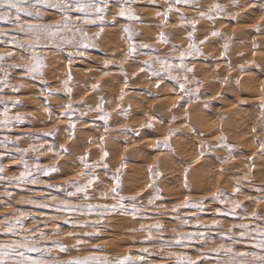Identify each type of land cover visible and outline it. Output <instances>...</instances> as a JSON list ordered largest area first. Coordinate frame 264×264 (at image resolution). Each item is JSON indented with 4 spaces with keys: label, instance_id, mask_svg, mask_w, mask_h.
Segmentation results:
<instances>
[{
    "label": "rangeland",
    "instance_id": "rangeland-1",
    "mask_svg": "<svg viewBox=\"0 0 264 264\" xmlns=\"http://www.w3.org/2000/svg\"><path fill=\"white\" fill-rule=\"evenodd\" d=\"M214 3L220 4L224 11H210ZM169 4L172 10L165 18L163 13ZM234 4L239 7H234ZM122 6L131 8L132 18L117 15ZM158 12L160 16H157ZM263 12L264 0H190L188 4H176L175 0H108L102 24L79 23L76 16L85 14L73 11L69 13L72 31L59 33L64 39L59 36L51 41L41 39L33 48L18 47V44L32 41L25 33L16 30V23L0 21V32L5 33L0 35V112L7 107L9 116L20 113L25 118L21 123L13 119L8 125H0V141L7 142L0 143V166L5 169L0 175L15 178L22 172L30 173L21 181L0 180V220L9 214L7 218L11 222L13 216L22 212L25 218L21 223L32 229L30 234L22 233L17 225V236L0 235V241L27 235L41 248V252L20 251L33 259L48 260L49 264H63L89 255L109 261L125 256L135 261L143 256L145 264H177V256H186L196 264H225L228 257L216 255L210 249L220 243H230L222 240L220 235L227 233L229 228L233 239L240 241L239 233L244 230L240 226L247 225L249 234L244 237V242L230 246L235 251L260 253V249L253 247L259 237L252 230L264 227V148L261 147L264 145ZM200 13L206 15L201 16ZM19 15L21 23L43 25L60 21L64 13L62 9L43 8L40 18L29 17L23 12ZM91 15L95 17V13ZM10 21H15V14ZM188 21L194 22L195 27ZM77 27L88 34L87 39L75 30ZM101 27L103 31L96 38L94 33ZM124 27L129 32H124ZM213 32L220 35L213 36ZM160 33H164L166 42H158ZM189 34L192 39H189ZM259 34L263 36L259 37ZM67 40L71 42L65 43ZM84 44L92 46L82 47ZM130 44L136 48L132 55L128 54ZM144 44L148 47H141ZM81 52L83 55L78 54ZM69 53L72 54L71 59ZM34 55L42 60L43 67L39 72L17 67L30 66ZM145 60L150 64L145 65ZM105 61L109 62L107 67ZM141 68L145 70L141 71ZM189 68L193 71L188 72ZM140 74L148 77L140 81ZM69 75L71 80H68ZM247 75L248 79L253 77V84L260 85L257 87L260 91L256 90L258 94L262 92L257 94L261 99L252 100V92L243 85ZM146 79H151V83ZM153 80L161 82L165 90H157L161 86ZM240 80L242 84L238 85ZM93 85L97 87L93 88ZM66 87L71 89L70 93L65 91ZM121 89L124 90L123 95ZM162 97L166 100L158 103ZM208 97H213V101ZM101 100L103 113L108 115L107 124L98 118L95 111ZM69 103L72 105L70 110L65 108ZM190 103L198 106L195 108ZM192 107L193 114L197 113L196 117L201 122L199 124L190 118ZM149 121L152 124L150 128L145 126ZM230 121L238 123L233 122L234 126ZM224 122L227 126H234H231L233 130L230 126L225 128ZM70 123L75 127L70 128ZM212 132H215V137L208 138ZM102 136L103 141L100 139ZM166 137L169 147L161 144L157 149V141ZM151 138L155 141L146 144L145 140ZM61 145L66 151H61ZM30 146L40 150L23 155L15 151L16 148ZM104 152H107L104 157L107 160L101 159ZM80 157H86L88 169L83 168ZM199 166L205 178L201 176L203 179L200 177L197 181L202 184L192 181L189 173H186L188 176L185 174V169L188 172L192 168L189 172L193 173L192 170ZM117 169H120L119 173ZM33 179L38 183L32 184L30 181ZM89 179L94 183L85 192L68 195L76 188L69 181L78 180L84 184ZM117 179L120 181L119 195L114 196L110 189L115 187ZM102 193L109 195L105 198ZM213 193L220 194V200L214 199ZM120 196L125 199L120 200ZM131 197L136 198L133 200ZM29 199L35 203L21 202ZM186 200L190 203L184 206ZM233 200L238 201L241 207L235 210V214H229ZM60 201H69L79 207L69 210ZM196 202L202 204L198 206ZM40 204L52 206L44 208L39 207ZM120 204H123L124 212H121ZM101 205L109 207L104 209ZM113 205L116 206L115 211L112 210ZM134 208L138 209L135 216L132 215ZM254 212L259 213L260 218H253ZM53 217L58 219L53 221ZM66 218L74 220L75 225L63 223ZM185 219L187 225L183 224ZM213 222L218 227H213ZM157 223L163 226L162 229L152 227ZM56 225L59 226V234L53 236L51 233ZM141 225H144L143 229ZM40 231L48 237L46 241L40 240ZM177 233L194 234L199 238L177 243ZM149 236L152 239H148ZM77 241L81 243L77 244ZM61 247H66L67 251H61ZM145 248L147 252L141 251Z\"/></svg>",
    "mask_w": 264,
    "mask_h": 264
},
{
    "label": "snow or ice",
    "instance_id": "snow-or-ice-1",
    "mask_svg": "<svg viewBox=\"0 0 264 264\" xmlns=\"http://www.w3.org/2000/svg\"><path fill=\"white\" fill-rule=\"evenodd\" d=\"M190 2V0H175L176 4H188ZM24 5H29L30 7L26 8L24 7ZM234 7H239L238 4H234ZM108 7V0H0V21H4V22H14L17 24V31L25 33L29 39L32 41L31 43L28 44H18V47L20 48H33L35 47L38 42L41 39H46V40H53L55 38H57L59 36V33L61 32H65V31H72V28L69 27V21L71 19V17L69 16V13L75 11L77 13H83L85 14L83 17L81 16H76V21H78L79 23H82L84 25L87 24H91V23H96V22H100L101 24L104 21V13L106 11ZM43 8H51V9H62L64 15L62 16L60 21H57L53 24H33V23H21L20 22V13L23 12L25 15L29 16V17H36V18H40L41 16V9ZM172 10V5L169 4V8L163 13L164 17L166 18L168 15V12ZM210 11H215L216 13H221L224 11V9L221 7L220 4L218 3H214L210 9ZM92 13H95V17L92 18ZM15 14V21H10V17ZM117 15L119 17H129L132 18L133 17V12L131 10V8H125V7H121L119 12L117 13ZM161 13H157V16H160ZM201 16H205V13H200ZM211 18V17H208ZM115 19V17L113 18ZM181 19H183V17H181ZM189 24H191V26L194 28L195 24L192 21H188ZM61 25H63V27H61ZM77 32H81L83 34V36L85 37V39H87L88 34L86 32L83 31L82 28L77 27L75 29ZM103 31V28L101 27L99 31H97L96 33H94V36L96 38H99V36L101 35ZM124 32H129V29L127 27L123 28ZM5 33L0 32V35H4ZM213 36H219L220 33L219 32H213L212 33ZM60 39H64L62 36H59ZM189 39H192L191 34H189ZM70 40L65 41V43H70ZM158 42H166L165 40V36L164 33H160V37ZM203 42V41H202ZM82 47H91V44H84L81 45ZM141 47L143 48H147L148 45L144 44L141 45ZM190 48L192 47V45L189 46ZM198 51V50H197ZM136 52V48L134 46H132L131 44L129 45V49H128V54L132 55ZM79 55H83V53H78ZM7 55H11V53H8ZM183 53L181 54V59L183 58ZM72 54L69 53V58L71 59ZM0 59H2V57H0ZM31 59L34 61L30 66H22V65H17V67H27L29 72H39V70L41 69V67H43L42 64V60L39 56H33L31 57ZM163 63V62H161ZM109 64L108 61H105V67H107ZM145 65H149L150 61L149 60H145L144 61ZM144 68H141V71H144ZM121 71L123 72V68L121 67ZM188 72L193 71L191 68L187 69ZM174 78V77H173ZM68 80H71V76H68ZM93 88H96L97 85H93ZM181 89H183L184 85L181 84L180 85ZM66 92L70 93V89H68L67 87L65 88ZM124 90L121 89V94L123 95ZM18 103V102H13ZM103 101L101 100V102L97 105V108L95 109V111H97L98 118L103 120L105 122V124H107V120H108V115L107 113H103ZM66 109H72V105L69 103L67 105H65ZM262 109H264V103H262ZM91 110V109H90ZM61 115H65L64 113H61ZM0 117H2V119H0V125H8L10 121H12L13 119L17 122V123H21L24 121V117L20 114V113H16V115L14 117L9 116L8 114V109L7 107H5L3 112H0ZM146 127H152L151 122H149L147 125H145ZM70 128H74L75 125L70 123L69 124ZM45 135H51V133H45ZM169 135H171V132L169 133ZM101 141H103L104 137L102 136ZM0 143H7L5 141H0ZM161 144H163V146L165 148L169 147L168 144V139L167 137L163 140V141H157V149H159V147L161 146ZM262 148H264V145H261ZM61 151H66V149L64 148V145L60 146ZM40 149L38 148H33V147H29L26 149H20V148H16L15 151L20 152L22 155L29 152V151H39ZM49 151H51V149H49ZM107 156V153L104 152L103 156H102V160L104 159V157ZM86 161V157H80V162L83 165L84 169H88L89 168V164L85 162ZM104 167H107L106 164L103 165ZM25 168H27V164H25ZM5 171L3 166H0V173H3ZM117 173L120 172V169L116 170ZM45 172H47V169L45 170ZM187 173V169H185V174ZM85 175H87V173H84ZM30 173L29 172H22L18 177L15 178H8L4 175H0V180H11V179H15L16 181H21V180H25L27 178V176H29ZM32 184H36L38 183L37 180L33 179L30 181ZM69 183H72L76 186L75 188V192H69L68 195L69 196H75L77 193H82L85 192L86 189L88 187H90L94 181L92 179H89L86 183L81 184L78 180H72L69 181ZM48 187H56V185H48ZM120 187V181L119 179L116 180V184L115 187L110 189V193L113 194L114 196H118L119 193L117 191V189ZM236 191L238 192L239 189H236ZM7 195H9V197H11V194L8 193ZM102 196H104L105 198H107V196L109 195V193H102ZM213 198L216 200H220V194L218 193H213L212 194ZM88 197L85 196V199H87ZM136 197H131L130 199L135 200ZM53 200H55V197H52ZM120 200L125 199L124 197L120 196L119 197ZM22 203H35V201L33 200H23L21 201ZM221 203H224V201H220ZM152 201H149V204H151ZM188 203H190L189 201H185L184 206H187ZM198 206H200L202 204V202H196ZM60 204L69 210H74V208L79 207L78 205L73 206L69 201H60ZM39 207H44V208H48L51 207L52 205L50 204H40L38 205ZM101 208L107 209L109 206L108 205H101ZM120 210L121 212H124V206L123 204H120ZM241 205L238 201L233 200L231 202V211L229 214H235V210L240 208ZM116 206L113 205L112 206V210L115 211ZM89 209L91 210V206H89ZM176 209H173V211H175ZM201 210L203 211V208L201 207ZM138 211V209H133V213L132 215L135 216V213ZM8 215L9 214H5V218L3 220H0V235H4V236H17L16 233V226L19 225L20 226V230L22 233H26V234H30L32 233V229H28L25 228L23 226V224L21 223V221L25 218V214L24 213H20V215L17 216H13L12 217V221L9 222L8 220ZM253 218H260L259 213H252ZM53 221L57 220V217H53L52 218ZM63 223L65 224H74L75 225V221L72 220L71 218H66L63 220ZM199 223V222H198ZM184 225L188 224V221L185 219L183 221ZM83 226V225H80ZM152 227H155L157 229H162V225L157 223L155 225H153ZM213 227H218V224L216 222H213ZM241 228H243L244 230L241 231L239 233V236L241 238L240 241H236L233 239V236L231 235L232 233V229L229 228L227 233H221V239L222 240H227L230 243L229 244H225V243H220L219 245H217V247L210 249V251L212 253H215L216 255H225L228 257L227 261L225 262V264H264V227L259 228V229H253L252 231H255L257 233V236L259 237V240L257 243L253 244V247L260 249L261 252L257 253V252H247V251H235L230 245L233 243H237V242H244V237H246L249 234V230L247 225H241ZM144 228V225H141V229ZM173 231H175V229H173ZM59 234V226L56 225L55 229L53 230V232L51 233V235L56 236ZM98 235V233H95ZM69 235H72L71 233H69ZM91 235V234H90ZM39 236H40V240L41 241H46L48 239V237L45 235V233L43 231L39 232ZM194 238H199L198 236H195L194 234H181V233H177V239L176 242L179 243L182 240H188L191 241ZM148 239H152L151 236L148 237ZM81 243V241H77V244ZM75 247V246H73ZM93 247L95 248H99V245H93ZM21 249L26 250L27 252H41V248L36 246V243L31 242L28 238L27 235L24 236H20L19 238L16 239H10L7 242H2L0 241V264H49L48 260H45L43 258H36L33 259L32 257L26 256L24 251H20ZM61 251H67L66 247H61L60 249ZM141 251L143 252H147L148 249H142ZM250 257V259H249ZM177 264H196V261L191 260L189 258H187L186 256H177ZM63 264H145L144 261V257L140 256L137 257V259L135 261H132L131 258L129 256H125L123 259L117 258L115 260L109 261L107 258H102L99 256H95V255H89V256H85V257H76L73 259H70L66 262H63Z\"/></svg>",
    "mask_w": 264,
    "mask_h": 264
},
{
    "label": "bare ground",
    "instance_id": "bare-ground-1",
    "mask_svg": "<svg viewBox=\"0 0 264 264\" xmlns=\"http://www.w3.org/2000/svg\"><path fill=\"white\" fill-rule=\"evenodd\" d=\"M225 11H226V10H225ZM263 13H264V12H263ZM210 15H211V14H210ZM248 17H249V16H248ZM250 17H251V16H250ZM255 17H256V16H255ZM211 21H212V20H211ZM263 21H264V20H263ZM216 22H217V21H216ZM258 22H259V21H258ZM259 29H261V28H259ZM237 32H238V31H237ZM244 32H245V31H244ZM238 33H239V32H238ZM241 34H242V33H241ZM241 34H239V35H241ZM236 35H237V34H236ZM239 35H238V36H239ZM243 35H244V34H243ZM109 36H110V35H109ZM246 36H247V35H246ZM262 36H263V35H262ZM262 36H260V34H259V37H262ZM263 37H264V36H263ZM113 39H114V38H113ZM235 39H236V38H235ZM239 39H240V38H239ZM258 39H260V38H258ZM244 40H245V39H244ZM107 41H108V40H107ZM116 41H117V40H116ZM258 42H260V41H258ZM263 42H264V41H263ZM115 43H116V42H115ZM115 43H114V44H115ZM114 44H112V45H114ZM117 44H118V43H117ZM236 44H237V43H236ZM244 44H245V43H244ZM263 45H264V44H263ZM115 46H116V45H115ZM259 46H260V45H259ZM215 47H216V46H215ZM239 47H240V45H239ZM250 47H251V46H249V50H250ZM260 47H261V46H260ZM262 47H263V46H262ZM240 48H241V47H240ZM123 49H124V48H123ZM198 49H199V48H198ZM217 49H218V48H217ZM231 49H232V48H231ZM251 49H252V48H251ZM200 50H201V49H200ZM236 50H237V49H236ZM232 51H233V50H232ZM242 51H243V50H242ZM234 53H235V52H234ZM228 54H229V52H228ZM251 54H252V53H251ZM259 54H260V53H259ZM262 54H263V53H262ZM233 55H234V54H233ZM249 55H250V54H249ZM260 55H261V54H260ZM260 55H259L258 57H261ZM229 56H230V55H229ZM226 57H227V56H226ZM231 57H232V56H231ZM258 57H257V58H258ZM198 58H199V57H198ZM201 58H202V57H201ZM203 58H204V57H203ZM235 58H237V57H235ZM262 58H263V57H262ZM259 60H260V59H259ZM259 60H258V61H259ZM221 61H222V60H221ZM232 61H233V60H232ZM219 62H220V61H219ZM219 62H218V63H219ZM198 63H199V62H198ZM213 63H214V62H213ZM230 63H231V62H230ZM230 63H229V65H230ZM232 63H233V62H232ZM259 63H260V62H259ZM219 64H220V63H219ZM219 64H218V66H220ZM234 64H235V63H234ZM211 65H213V64H211ZM242 65H243V64H242ZM186 66H187V65H186ZM199 67H200V66H199ZM227 67H228V66H227ZM233 67H234V65H233ZM250 67H251V66H250ZM201 69H202V67H201ZM59 70H60V69H59ZM77 70H78V69H77ZM117 70H118V69H117ZM207 70H208V69H207ZM258 70H259V69H258ZM260 70H261V68H260ZM262 70H263V69H262ZM196 71H198V69H196ZM130 72H131V71H130ZM227 72H228V71H227ZM232 72H235V71H232ZM77 73H78V72H77ZM127 73H128V72H127ZM127 73H126V74H127ZM235 73H236V72H235ZM208 74H209V73H208ZM229 74H230V73H229ZM229 74H228V75H229ZM199 75H200V74H199ZM233 75H234V74H232V76H233ZM248 75H249V73H248ZM248 75H247V77L245 76L247 79H246L244 76L242 77V78H245V79H246V80L243 79V80H244V84H243V85L245 86V88H246L247 90H249V92H252V93H251L252 100L261 99V98H258V97H257V94H258V92L260 91V90L258 89V88L260 87V85L258 86V85L253 84V82H254V81H253V77H250V78L248 79ZM251 75H253V74H251ZM80 76H81V75H80ZM134 76H135V75H134ZM137 76H138V75H137ZM139 76H141L140 81L148 77L147 75L145 76V75H143V74H140ZM144 76H145V77H144ZM203 76H204V75H203ZM225 76H226V74H225ZM239 76H241V75H239ZM187 77H188V76H187ZM261 77H262V76H261ZM127 78H128V77H127ZM138 78H139V77H138ZM201 78H202V77H201ZM206 78H207V77H206ZM230 78H231V76H230ZM238 78H239V77H238ZM256 78H257V77H256ZM111 79H112V78H111ZM114 79H115V78H114ZM117 79H118V78H117ZM120 79H121V78H120ZM134 79H135V78H134ZM149 80H151V79H149ZM149 80L146 79V82L151 83ZM255 80H256V79H255ZM153 81H154V83L157 82L156 80H153ZM241 81H242V80H240V82L238 83V85H241V84H242ZM73 82H74V81H73ZM81 83H82V82H81ZM100 83H101V82H100ZM112 83H113V82H112ZM114 83H115V81H114ZM129 83H130V82H129ZM132 83H133V82H132ZM127 84H128V82H127ZM136 84H137V83H136ZM157 84H158V85L160 84V86H161V87L158 86V87L156 88L157 90H163V89L165 90L164 85H162L161 82H157ZM102 85H103V83H102ZM133 85H134V84H133ZM141 85H142V84H141ZM141 85H140V86H141ZM223 85H224V84H223ZM226 85H227V84H226ZM68 86H69V85H68ZM99 86H100V85H99ZM107 86H108V84H107ZM162 86H163V88H162ZM69 87H70V86H69ZM118 87H119V86H118ZM218 87H220V86H218ZM222 87H223V86H222ZM237 87H238V86H237ZM242 87H243V86H242ZM257 87H258V88H257ZM261 87H262V84H261ZM114 88H115V86H114ZM169 88H171V87H169ZM169 88H166V89L169 90ZM220 88H221V87H220ZM223 88H226V87H223ZM104 89H105V86H104ZM226 89H227V88H226ZM243 89H244V87H243ZM256 89H258V92H257ZM261 89H262V88H261ZM70 90H71V89H70ZM87 90H88V89H87ZM99 90H100V89H99ZM101 90H102V89H101ZM149 90H150V89H149ZM164 90H163V91H164ZM182 90H183V89H182ZM150 91H151V90H150ZM183 91H184V90H183ZM223 91H224V90H223ZM262 91H263V89H262ZM72 92H73V91H72ZM151 92H152V91H151ZM156 92H157V91H156ZM156 92H155V93H156ZM158 92H159V91H158ZM184 92H185V91H184ZM219 92H220V91H219ZM224 92H225V91H224ZM226 92H227V90H226ZM242 92H243V91H242ZM253 92H255V94H253ZM92 93H95V91L92 92ZM96 93H97V92H96ZM159 93H160V92H159ZM163 93H164V92H163ZM260 93H262V92H260ZM260 93H259V94H260ZM263 93H264V92H263ZM259 94H258V95H259ZM74 95H75V94H74ZM96 95H97V94H96ZM131 95H132V94H131ZM198 95H199V94H198ZM217 95H218V94H217ZM88 96H90V95H88ZM101 96H102V95H101ZM174 96H175V95H174ZM177 96H178V95H177ZM185 96H186V95H185ZM214 96H215V95H214ZM91 97H92V96H91ZM128 97H129V96H128ZM179 97H180V96H179ZM187 97H188V96H187ZM199 97H200V96H199ZM137 98H138V97H137ZM208 98H209V97H208ZM87 99H88V98H87ZM124 99H125V98H124ZM140 99H141V98H140ZM150 99H151V98H150ZM185 99H186V98H185ZM88 100H89V99H88ZM90 100H91V99H90ZM165 100H166L165 97H162V98H160V99L158 100V103H162V102H164ZM171 100H172V99H171ZM209 100H210V101H213V97H210ZM219 100H220V99H219ZM219 100L217 99L216 101H219ZM125 101H126V100H125ZM142 101H143V100H142ZM144 101H145V100H144ZM186 102H188V101H186ZM230 102H231V101H230ZM131 103H132V102H131ZM141 103H142V102H141ZM191 103H192V102H191ZM191 103H190L189 105H191ZM222 103H223V102H222ZM86 104H87V103H86ZM104 104H105V103H104ZM123 104H124V103H123ZM129 104H130V103H129ZM135 104H136V103H135ZM150 104H151V103H150ZM192 104H195V103H192ZM232 104H233V103H232ZM258 104H259V103H258ZM91 105H92V104H91ZM121 105H122V104H121ZM132 105H133V104H132ZM233 105H234V104H233ZM128 106H129V105H128ZM133 106H134V105H133ZM191 106H194V107H195V106H198V105H191ZM231 106H232V105H231ZM104 107H105V106H104ZM131 107H132V106H131ZM194 107L191 108V109H192V111H191L192 117H190L191 115H190L189 117H190V118H193L194 122H196V120H197V121H198V124H199V123H201V122H199V118L196 117V114H197V113H196V114H195V113L193 114V108H194ZM105 108H106V107H105ZM123 108H124V107H123ZM132 108H133V107H132ZM139 108H140V107H139ZM142 108H143V107H142ZM148 108H149V107H148ZM162 108L164 109V107H162ZM188 108H189V107H188ZM188 108H187V109H188ZM195 108H196V107H195ZM216 108H217V107H216ZM227 108H228V107H227ZM136 109H137V108H136ZM154 110H155V109H154ZM159 110H160V109H159ZM183 110H184V108H183ZM189 110H190V108H189ZM189 110H186V111L189 112ZM216 110H217V109H216ZM194 111H196V109H194ZM222 111H223V110H222ZM232 111H233V110H232ZM141 112H142V111H141ZM223 112H225V111H223ZM34 113H35V112H34ZM148 113H149V112H148ZM158 113H159V112H158ZM163 113H165V112H163ZM184 113H185V112H184ZM186 113H187V112H186ZM198 113H199V112H198ZM201 113H202V112H200L199 114H201ZM46 114H47V113H46ZM112 114H113V113H112ZM129 114H131V113H129ZM189 114H190V113H189ZM189 114H188V115H189ZM199 114H198V115H199ZM235 114H236V112H235ZM31 115H32V114H31ZM35 115H36V114H34V117H35ZM109 115H111V114H109ZM126 115H127V114H126ZM143 115H144V114H143ZM188 115H187V117H188ZM213 115H214V114H213ZM230 115H231V114H230ZM230 115H229V117H230ZM58 116H59V115H58ZM135 116H137V115H135ZM145 116L147 117V115H145ZM148 116H149V115H148ZM217 116H218V115H217ZM235 116H236V115H235ZM235 116H234V118H235ZM86 117H87V116H86ZM110 117L113 118L112 116H110ZM126 117H127V116H126ZM139 117H140V116H139ZM202 117H203V116H202ZM232 117H233V116H232ZM244 117H245V116H244ZM149 118H150V117H149ZM165 118H166V117H165ZM214 118H216V117L214 116ZM28 119H29V118H28ZM37 119H39V118H37ZM40 119H41V118H40ZM131 119H132V117H131ZM238 119H239V118H238ZM115 120H116V119H115ZM185 120H186V119H185ZM202 120H203V119H202ZM211 120H212V119H211ZM226 120H228V119H226ZM230 120H231V119H230ZM35 121H36V120H35ZM111 121H112V120H111ZM200 121H201V120H200ZM228 121H229V120H228ZM237 121H238V120H237ZM242 121H243V120H242ZM149 122H151V121H149ZM203 122H204V121H203ZM215 122H216V120H215ZM233 122H234V121H230L229 123H231L232 125H234V123H236V122H234V123H233ZM55 123H56V122H55ZM87 123H88V122H87ZM127 123H128V122H127ZM129 123H130V122H129ZM129 123H128V124H129ZM213 123H214V122H213ZM213 123H212V124H213ZM224 123H225V122H224ZM227 123H228V122H227ZM229 123H228V124H229ZM237 123H238V122H237ZM237 123H236V124H237ZM241 123H242V122H241ZM241 123H239V124H241ZM164 124L166 125V123H164ZM184 124H185V123H184ZM187 124H188V123H187ZM202 124H203V123H202ZM204 124H205V123H204ZM242 124H243V123H242ZM129 125H130V124H129ZM223 125H224V124H222V126H223ZM225 125H226L225 128H226V127H229V126H230V128H231V126H232V125H228V126H227L226 123H225ZM196 126H197V123H196ZM204 126H205V125H204ZM215 126H216V125H215ZM234 126H235V125H234ZM234 126H232V127H234ZM154 127H155V126H154ZM199 127H200V126H199ZM202 127H203V125H202ZM208 127L210 128L211 126H208ZM212 127H213V126H212ZM241 127H242V126H241ZM60 128H61V126H60ZM129 128H130V127H129ZM181 128H182V127H181ZM218 128H219V127H217V130H218ZM230 128H229V129H230ZM130 129H133L132 126H131ZM214 129H215V128H214ZM219 129H220V128H219ZM223 129H224V128H223ZM231 129H232V128H231ZM152 130H153V129H152ZM203 130H204V129H203ZM221 130H222V129H221ZM225 130H226V129H225ZM232 130H233V129H232ZM101 131H102V130H101ZM132 131H133V130H132ZM139 131H140V130H139ZM150 131H151V130H150ZM200 131H201V130H200ZM200 131H199V132H200ZM207 131H209V130H207ZM229 131H230V130H229ZM239 131H240V130H239ZM241 131H242V130H241ZM58 132H59V131H58ZM185 132H186V131H185ZM218 132H220V131L218 130ZM225 132H226V131H225ZM230 132H231V131H230ZM235 132H237V131L235 130ZM72 133H73V132H72ZM74 133H75V132H74ZM93 133H94V132H93ZM142 133H143V132H142ZM153 133H154V132H153ZM204 133H205V132H204ZM227 133H228V132H227ZM233 133H234V132H232V134H233ZM242 133H244V132H242ZM101 134H102V133H101ZM115 134H116V133H115ZM222 134H223V133H222ZM110 135H111V134H110ZM202 135H203V134H202ZM206 135H207V134H206ZM214 135H215V132H212V133L208 134L207 137H208V138L210 137V138L212 139L213 137H215ZM219 135H220V134H219ZM219 135H218V136H219ZM226 135H227V134H226ZM226 135H225V137H226ZM78 136H79V135H78ZM90 136H91V135H90ZM97 136H98V135H97ZM116 136H117V135H116ZM203 136H204V135H203ZM227 136H229V135H227ZM204 137H205V136H204ZM54 138H55V137H54ZM181 138H182V137H181ZM230 138H231V137H230ZM57 139H58V138H57ZM71 139H72V138H71ZM75 139H77V137H76ZM78 139H79V138H78ZM97 139H98V138H97ZM185 139H186V138H185ZM200 139H201V138H200ZM200 139H199V140H200ZM226 139H227V137H226ZM98 140H99V139H98ZM229 140H230V139H229ZM229 140H228V141H229ZM238 140H239V139H238ZM154 141H155V140H154ZM154 141H153V139L151 138V140H145V143H146V144H149V143H153ZM176 141H177V140H176ZM70 142H71V141H70ZM72 142H74V141H72ZM110 142L112 143V141H110ZM207 142H208V141H207ZM231 142H232V141H231ZM241 142H242V140H241ZM107 143H108V142H107ZM107 143H106V144H107ZM171 143H175V142H172V141H171ZM176 143H177V142H176ZM176 143H175V144H176ZM208 143H209V142H208ZM243 143H244V142H243ZM141 144H142V143H141ZM154 144H155V143H154ZM193 144H194V143H193ZM210 144H211V142H210ZM99 145H100V143H99ZM107 145H108V144H107ZM124 145H125V144H124ZM173 145H174V144H173ZM68 146H69V145H68ZM74 146L76 147L75 144H74ZM137 146H138V145H137ZM175 146H176V145H175ZM177 146H178V145H177ZM203 146H204V145H203ZM100 147H101V146H100ZM107 147H108V146H107ZM186 147H187V146H186ZM70 148H71V147H70ZM70 148H69V149H70ZM109 148H110V147H109ZM173 148H176V147H173ZM181 148H182V147H181ZM184 148H185V147H184ZM184 148H183V150H184ZM201 148H202V147H201ZM201 148H200V149H201ZM101 149H102V148H101ZM131 149H132V148H131ZM176 149H177V148H176ZM179 149H180V148H179ZM106 150H107V148H106ZM108 150H109V149H108ZM129 150H130V149H129ZM72 151H73V150H72ZM120 151H121V150H120ZM131 151H132V150H131ZM215 151H216V150H215ZM215 151H214V152H215ZM74 152H75V151H74ZM76 152H77V151H76ZM83 152H84V151H83ZM108 152H109V151H108ZM111 152H112V151H111ZM135 152H136V151H135ZM174 152H175V151H174ZM84 153H85V152H84ZM90 153H91V152H90ZM106 153H107V152H106ZM109 153H110V152H109ZM113 153H114V152H113ZM133 153H134V152H133ZM143 153H145V152H143ZM154 153H155V152H154ZM188 153H189V152H188ZM215 153H216V152H215ZM72 154H73V153H72ZM74 154H76V153H74ZM134 154H135V153H134ZM152 154H153V153H152ZM109 155H111V154H109ZM109 155H108V156H109ZM138 155H139V154H138ZM140 155H141V154H140ZM175 155H176V154H175ZM181 155H182V154H181ZM185 155H186V154H185ZM43 156H44V155H43ZM162 156H163V155H162ZM162 156H161V157H162ZM182 156H183V155H182ZM186 156H187V155H186ZM207 156H208V154H207ZM219 156H220V155H219ZM230 156H231V155H230ZM208 157H211V156H208ZM62 158H65V157H62ZM113 158H114V157H113ZM165 158H166V157H164V159H165ZM67 159H68V158H67ZM67 159H66V160H67ZM104 159H106V158H104ZM129 159H131V158H129ZM204 159H205V158H204ZM211 159H213V158H211ZM68 160H69V159H68ZM106 160H107V159H106ZM160 161H161V160H160ZM11 162H12V161H11ZM67 162H68V161H67ZM106 162H107V161H106ZM161 162H162V161H161ZM165 162H166V161H165ZM165 162H164V163H165ZM203 162H204V161H203ZM73 163H74V162H73ZM166 163H167V162H166ZM195 163H197V162H195ZM195 163H193V164L195 165ZM57 164H58V163H57ZM59 164H60V163H59ZM61 164H62V163H61ZM128 164H129V163H128ZM193 164H192V165H193ZM211 164H212V163H211ZM211 164H210V165H211ZM62 165H63V164H62ZM98 165H99V163H98ZM129 165H130V164H129ZM212 165H213V164H212ZM57 166H58V165H57ZM59 166H61V165H59ZM218 166H219V163H218ZM61 167H62V166H61ZM71 167H73V166H71ZM167 167L170 168V166H167ZM76 168H77V166H76ZM128 168H129V167H128ZM164 168H165V166H164ZM208 168H209V167H208ZM262 168H264V167H262ZM190 169H192V168H190ZM190 169H188V170L191 171ZM127 170H128V169H127ZM206 170H207V169H206ZM206 170H205V171H206ZM164 171H165V169H164ZM189 171L187 172V173L190 174V175H189V176H190L189 178H190L192 181H194V182L197 181V180H200V177L203 175V174L201 173V172L203 171V169H201L200 166H199L198 169L195 168V170H192V171H194L193 173H192V172H189ZM70 173H71V172H70ZM203 173H204V175H205V172H203ZM262 173H263V172H262ZM63 174H64V173H63ZM211 174H213V173H211ZM259 174H260V173H259ZM72 175H73V174H72ZM181 175H182V174H181ZM186 175H187V174H186ZM206 175H207V174H206ZM128 176H129V175H127V177H128ZM187 176H188V175H187ZM59 177H60V176H59ZM202 177H204V176H202ZM202 177H201V178H202ZM206 177H207V176H206ZM260 177H261V176H260ZM204 178H205V177H204ZM263 178H264V177H263ZM202 179H203V178H202ZM208 179H209V178H208ZM208 179H207V180H208ZM178 180H179V179H178ZM213 180H214V179H213ZM201 181H202V180H201ZM201 181H200V182H201ZM208 181H209V180H208ZM170 182H171V181H170ZM197 182H198V181H197ZM198 183H199V182H198ZM198 183H197V184H198ZM206 183H208V182L206 181ZM197 184H196V186H197ZM199 184H202V183H199ZM193 185H194V184H193ZM205 185H206V184H205ZM170 186H171V184H170ZM179 187H180V186H179ZM176 189H177V188H176ZM181 189H182V188H181ZM207 189H208V188H207ZM190 191H191V190H190ZM192 192H193V191H192ZM211 193H212V192H211ZM191 195H192V194H191ZM204 200H205V199H204ZM258 208H259V207H258ZM262 208H263V207H262ZM263 218H264V217H263ZM123 236H124V235H123ZM108 243H110V242H108Z\"/></svg>",
    "mask_w": 264,
    "mask_h": 264
}]
</instances>
